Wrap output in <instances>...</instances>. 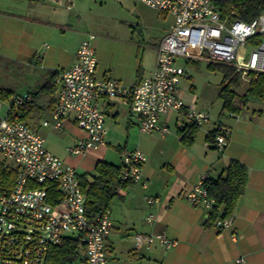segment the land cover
Returning <instances> with one entry per match:
<instances>
[{"label": "built area", "instance_id": "1", "mask_svg": "<svg viewBox=\"0 0 264 264\" xmlns=\"http://www.w3.org/2000/svg\"><path fill=\"white\" fill-rule=\"evenodd\" d=\"M75 1L50 0L66 11L73 9ZM135 1L173 19L156 48L155 68L149 77L131 87L109 78L98 79L92 46L95 36L88 34L81 41L75 62L56 80L59 90L50 120L41 122L42 127L59 131L72 120L84 133L82 140L66 148L71 155L95 153L106 147L105 115L98 105L104 99L129 103L139 117L138 129L143 134H169V127L161 122L169 113L197 126L208 121V113L198 111L195 104L186 105L180 97L179 82L185 70L179 60L230 67L244 82H249V74H264V11L251 22L229 23L216 11V0ZM31 99L30 94L15 95L5 113L0 114V160L16 173L12 191L0 195V264H44L49 248L68 237L78 240L79 264H110L106 248L112 232L109 208L88 216L86 196L76 171L46 149L45 139L37 130L12 119ZM2 107L0 103V113ZM213 143L222 150L227 140L216 135ZM120 157V180L146 188L148 182L141 169L146 162L144 154L124 151ZM205 179L201 177L182 197L209 213L214 200L204 187ZM145 202L152 207L158 198L146 196ZM145 222H154L152 213ZM232 222L231 215L214 225L221 231ZM133 241L136 250L154 245L169 250L177 245L160 233L136 234ZM244 263L242 257L235 260V264Z\"/></svg>", "mask_w": 264, "mask_h": 264}, {"label": "crops", "instance_id": "2", "mask_svg": "<svg viewBox=\"0 0 264 264\" xmlns=\"http://www.w3.org/2000/svg\"><path fill=\"white\" fill-rule=\"evenodd\" d=\"M32 1L35 2L26 7V19L9 17V20L13 23L26 24L24 25L26 32L23 34V39L26 40V51L19 55L26 59L27 66L33 68L39 66L40 70H44L47 75L44 82L36 86V91L46 82L51 81L53 85L54 92L44 90L35 98L39 109L38 116L36 115L37 118L30 123V127L40 133V123L45 119L50 120L56 102L59 90L56 80L62 72L73 65L76 51L88 34L83 23L84 18L79 17V14H83V1L76 0L71 11H63V8L52 5L53 11L45 12L42 9L43 13L39 11V8H47V5L42 2L43 0ZM48 2L51 3L50 0ZM0 5H4V3L0 1ZM72 14H75V17H71ZM172 24L153 43V47L149 48L154 57L152 67L142 68L134 74L130 73L126 64H120L117 67L112 61L99 60L96 56V78L113 79L131 87L149 77L156 65V48ZM57 32H67L74 38L60 42L56 37ZM100 38L97 42L95 36L92 41L95 55L94 42L103 47L105 43L114 41L105 35ZM127 43L133 47L136 45L133 42ZM32 64L38 66L34 67ZM98 105L101 111L111 112L112 118H116L119 113L118 108L121 106H128L131 111L130 106L124 104L120 99H104ZM245 108L247 109L248 105ZM241 111L230 112L231 116H228V119L203 129V136L199 137L200 129L210 120L206 121L199 126V131L190 147L180 144L177 131L176 135H170L168 138H166L167 135L163 136L162 146L168 154L165 161L156 166L146 159L141 168L142 177L148 182V186L142 188L140 185L130 184L124 189H119L113 197H118L119 200L113 210L116 207L119 210L115 213L112 210L110 216L112 232L106 243L107 259L110 264H117V258L113 257V252H115L117 244L122 242L126 236L130 238L131 242L125 250L130 261L135 263L235 264V260L242 257L245 259L244 264H264V114L262 110L256 108L252 109L248 118L243 119ZM131 113L133 112L131 111ZM136 117L138 127L139 117L137 115ZM253 117H258V119ZM173 118L175 122L182 121L177 124V130L189 124L175 113H169L168 116L162 117L161 122L169 127ZM214 130H217L216 135H223L227 140L222 150H219L215 143L208 140V134ZM59 131L73 135V145L85 137L72 120L68 121L64 129ZM108 134L107 129L106 137ZM105 149L106 147L100 149L95 155L87 153L74 156L68 152L76 160H61L81 175L78 173L77 167L82 166L84 160H90L94 169L97 162L102 160L100 156L103 155ZM231 160H237L246 167L247 184L232 214V225L219 231L215 225L208 226L206 224L208 211L189 204L182 197V193L195 185L203 176L217 179ZM146 196L157 197L158 202L152 207H148L145 202ZM148 213H152L154 216L152 224L145 222ZM141 233L164 234L168 239L176 241L177 245L169 250L160 245L136 250L133 245V237Z\"/></svg>", "mask_w": 264, "mask_h": 264}, {"label": "rangeland", "instance_id": "3", "mask_svg": "<svg viewBox=\"0 0 264 264\" xmlns=\"http://www.w3.org/2000/svg\"><path fill=\"white\" fill-rule=\"evenodd\" d=\"M0 1L4 3V5H0V15L3 16H0V103L3 105L0 114L3 115L13 96L35 93L36 86L44 82L47 75H45L44 70H40L38 65L32 64L34 67L38 66L35 68L27 66L26 59L19 55L24 54L26 51V40L23 39V34L26 32L24 25L26 24L13 23L9 20V17L26 19V7L35 1ZM48 1H42L47 5V8H39L40 12L43 13V10L45 12L53 11L52 4ZM81 1H83V14H79V17L84 18L83 23L87 34L96 36L97 42L102 35L114 40L113 42L105 43L103 47L94 42L96 56L99 60L112 61L117 67L120 64H126L130 73H136L142 68L152 67L154 57L149 48L153 47V43L172 24V18L169 15L153 10L135 0ZM63 11L65 10L63 9ZM71 17H75V14H72ZM56 35L60 42L74 38L67 32H57ZM127 42H133L136 45L133 47ZM247 49L249 50L250 47H247ZM179 64L185 70V75L179 82V93L182 101L185 104H195L198 111L201 110L209 114V123L204 124L198 133L199 137H202L203 129L222 122L231 116L230 112L221 110L222 100L218 97L223 74L216 69V65H209L202 61L179 60ZM210 66L214 68H210ZM247 86L248 82L242 80L239 88L236 89L239 97L245 95ZM232 89L235 90L234 87ZM247 99L248 108L241 111L243 119L248 118L252 109L256 108L262 110L264 114V102L250 96ZM128 105L130 106L129 103ZM118 110L119 113L116 118L111 117V112L102 110L105 113V127L109 132L106 137V149L103 151V155L100 156L102 160L121 167L120 153L137 150L144 154L149 163L151 162L156 166L165 161L168 154L162 146L163 137L158 134L140 133L136 125L137 117L134 113H131L128 106H121ZM253 118L258 119V117ZM181 122V120L175 122L174 118L171 119L169 125L170 133L169 135L167 134L166 138L170 137V135H176L177 124ZM39 130H41L40 134L44 137L46 148L50 153L64 161L68 159L76 160L75 157L70 156L66 152V147L73 146V135L44 128L41 123ZM83 165L77 167L78 173H86L87 178L91 179L95 175L91 161L84 160ZM118 203V197L113 198L110 207H108L110 216L115 204ZM118 210V207H116L113 212H118ZM130 242V238L126 236L115 247L113 257L117 258V264H140L131 262L129 256H127L125 249L130 246ZM73 264H79V260Z\"/></svg>", "mask_w": 264, "mask_h": 264}, {"label": "trees", "instance_id": "4", "mask_svg": "<svg viewBox=\"0 0 264 264\" xmlns=\"http://www.w3.org/2000/svg\"><path fill=\"white\" fill-rule=\"evenodd\" d=\"M216 11L227 22L235 20L251 22L264 11V0H216ZM210 68H214L210 66ZM216 69L223 74V79L218 91V97L222 100V111L232 113L240 112L248 103L247 97L257 98L264 102V74H249V82L244 96L239 97L236 89L242 82L239 74L232 68L216 65ZM51 78L53 76L51 75ZM235 88V90L232 89ZM47 90L54 92L52 82H46L35 93H30L32 99L15 113L12 119L22 121L29 125L37 118L38 106L35 103L36 96ZM52 90V91H51ZM37 115V116H36ZM199 126L187 124L177 130L179 142L184 147H190L195 139ZM217 130L208 134V140L213 143ZM95 175L89 179L85 174H77L81 188L86 194V213L93 217L102 208H108L112 198L119 189H124L131 183L120 180L122 169L105 162H97ZM247 169L237 160H231L223 173L217 179L206 177L204 187L210 198L214 200L212 210L208 213L206 224L214 225L217 220L231 216L236 205L243 195L247 184ZM16 173L13 169H7L0 160V195L10 193L15 184ZM80 246L76 238H65L58 246L50 247L47 251L44 264H73L80 260Z\"/></svg>", "mask_w": 264, "mask_h": 264}]
</instances>
